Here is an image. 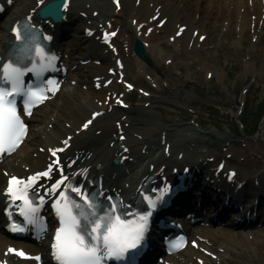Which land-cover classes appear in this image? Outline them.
Segmentation results:
<instances>
[{"label": "bare ground", "instance_id": "1", "mask_svg": "<svg viewBox=\"0 0 264 264\" xmlns=\"http://www.w3.org/2000/svg\"><path fill=\"white\" fill-rule=\"evenodd\" d=\"M14 1L16 5H8L10 13H8L5 20H1L0 22V55L5 53L13 37L11 31L14 22L25 14H30L33 21L41 23L44 29L53 33L54 38L58 37L59 31L56 27L53 29L49 22L36 20V13L39 8L37 4L38 0ZM41 1L45 3L49 0ZM110 1L111 0H70V4L67 8V16L70 20L66 22V24H69V26L73 25L76 20L78 26L74 25V31L83 27L81 36L79 37L80 34L77 35L75 48L79 51L86 42H89L87 47L88 55L91 56V58L95 55L100 56L101 60H103L102 66L98 67L93 60L89 64H84L83 61H81L86 59L84 57L81 58L80 61L75 62L77 65L75 66L74 72L71 74L73 76L71 77L69 75V77H67V71L64 75L65 78L63 77L64 86H67L70 80L77 78L74 86H67V90H65L66 88L63 90L61 88L59 94H57L58 96L61 93L60 101L53 100L52 104L48 105L50 112L42 111V116H36V112L42 110V108L39 107L35 113H33L31 122L38 120L44 125H42L41 130L38 131L30 128L27 140L12 156H2L3 160L0 162V201L5 198L2 190L9 177L21 178L35 171L48 169V180L51 178L53 180V177L57 175V165L54 163L53 157L48 153L49 149L53 147L62 149L60 164L62 167L67 168L69 181H74L76 185L81 181L83 186H85L87 184V178H84L89 176L90 181L96 180L100 185L101 192L104 196L108 193H116L118 195L121 193L125 194L124 199L128 201L135 189L142 184L143 179L149 174H155L151 189L155 190L157 187L160 189L161 186L164 185L163 180L165 179V175H167L171 169V165L167 163H188L191 161L190 159H192V157L188 156L185 159L172 157L170 162H166L168 157L161 151V155L150 161H155L158 165H156V167H142L143 169H141L144 170L142 175H139L141 170L136 171V169L139 165L144 163H140L137 167H133L130 170L122 168L124 164L130 165L135 163L134 160H130L128 155L132 152H138V149L140 151L143 145H145L142 141L144 137L140 135L142 132L139 129L149 128V126H147L145 118L128 115L127 110L122 107L124 97H119L118 77L119 73H123V71L127 70L129 71L127 76H132L133 79L139 80L140 74L146 72L144 67L145 64L132 50L129 53L125 52V41L120 44V38L117 40V45L119 44V46H117V52H114L108 45L101 42L104 50L97 54L95 51V48L99 44L96 40L97 35L99 33L101 35L103 30H113V28H111L113 25L114 28L119 27V32L126 39H129L131 45L136 38L141 39L145 43L147 51H149V45L154 46L158 44V42L164 44V39L169 36V39L174 43L173 45L176 46L177 51L181 52V56H184L188 55V52L193 54L199 51L196 47L200 40L201 32L205 29V23H218L225 18L229 19L230 22L235 21L236 15L233 14V16L228 17L227 9L233 7L231 10L239 13L240 8L243 11L241 17L242 15L246 17L251 9H259V12L264 13V0H119L117 6ZM251 6L253 7L250 9ZM102 20L103 22L105 21L104 25L106 21L111 24L99 26L97 22H101ZM161 22H163V25H160ZM86 27L96 28L94 32L92 30L90 33H86ZM68 29H70L68 26L64 29L65 33L70 31ZM147 29H151L150 34L148 36L142 35ZM56 45H59V43H56ZM56 55H60L59 48L56 49ZM64 57L65 55L59 58L60 60H64ZM94 59L99 58L94 57ZM65 61H67V59ZM72 63L74 62H71V64ZM121 63L123 64V70H119ZM112 65L118 70V73L116 70V77L112 79L108 86H105L104 81L112 77L107 71L109 68L113 67ZM105 66L107 68H105ZM71 67L73 66H69V70H72ZM152 67L154 69H159L161 65L154 63ZM97 85H99L98 90L95 89ZM145 89L151 90L147 87H145ZM145 99L146 96L141 98V100ZM139 109L140 108L135 112ZM99 110L101 114L95 118L86 129H82L81 124L87 118L85 115H87L89 111L91 114ZM129 114H132V112H129ZM96 125L99 129L94 131V136H91L90 133ZM132 129L135 132H141H137L138 134H136L135 139L134 135L131 134ZM109 130H113L114 133L112 135L107 134ZM170 131V129L164 130L154 144L159 145V148L162 149L161 146L164 136L168 141ZM68 134H72L70 140H67L66 136ZM100 140L101 142H99ZM133 140L135 141L132 143ZM79 141L82 142L80 145L73 149L70 148ZM96 142H99L100 147L94 150ZM206 143L210 144V141L206 140ZM120 144L125 147L123 150L118 148ZM42 147H44V149L41 151L40 148ZM242 148L243 147L239 149ZM247 151L249 150H245V152ZM256 153H260L261 158L257 163L255 162L250 165L253 167L252 169L255 167H264L263 145L257 147ZM211 155L212 154H205L204 156ZM214 156V162L208 160L211 165L216 166L220 161L225 159L226 165L223 169L224 172L227 171L228 168L234 167L229 161L227 154H214ZM235 156H237V154L233 152L232 158ZM124 157L126 158L123 159ZM115 158L123 159V161H120L117 165L118 171L116 174L111 172L110 168L112 160ZM237 177L240 180L243 179L240 174L237 175ZM48 180L43 179L40 183L41 186L37 189L41 194L46 196V198H51L59 191L53 194L54 190H52ZM123 181H126V183L130 182L133 187L129 189L128 184H123ZM137 191L138 188L136 189V193ZM220 192L225 193V190L220 189ZM261 199H264V196H262ZM253 211L254 210L251 211V215ZM199 227L200 225L190 227L193 239L195 241L198 240L199 247L195 248L194 246H188L184 251L178 254L179 256L173 255L169 257L167 260L170 264H207V261L205 262L207 257L201 251L203 247L210 249L212 253H216L219 258L227 260L225 257L226 245L224 243H228L229 241L239 245L243 252L251 256L252 254H257L259 250L263 251L264 240L261 239V234H264V226L258 229V231L251 229L255 227H248L244 229L247 230L244 233L238 230H230L225 227H205L202 229ZM12 242L13 241L9 237L0 233L1 259L12 261L11 256L7 252V246L12 245ZM200 257L202 262L198 260ZM16 264L27 263L20 262Z\"/></svg>", "mask_w": 264, "mask_h": 264}, {"label": "rangeland", "instance_id": "2", "mask_svg": "<svg viewBox=\"0 0 264 264\" xmlns=\"http://www.w3.org/2000/svg\"><path fill=\"white\" fill-rule=\"evenodd\" d=\"M232 8L227 9V15H236L234 22L225 18L218 23L204 24L202 33L206 38L201 40L199 53L188 52V55L181 56V52L178 53L176 46L167 37L164 44L158 45V42L152 47L150 54L148 51L149 65L155 63L161 65V68L154 69L151 66L148 69L154 79H151L147 72L142 74L143 77L136 84L137 89L129 97L131 105L128 110L136 111L140 108L133 115L145 118L149 126L140 128L142 133L137 131L145 137L144 141L149 148L144 147L132 154L136 165H130L131 168L138 166L143 159L148 163L156 148V145L151 148V141L158 139L166 128L173 129L169 139L171 148H185L190 146L192 140L198 143L200 133L190 132L193 129L188 130L192 123L197 125L199 132L211 135L208 138L218 149L224 144L223 151L226 152L236 145L235 148L238 149H234V152L238 155L234 161L243 156L245 148L239 149L241 146H249L248 153H251L254 145H264V119L259 127L261 133L248 136V130H251L253 125V114L260 113L264 104V13L259 12V9H251L246 17H241L243 11L239 8V13L233 12ZM8 13L10 12L4 14L2 20L6 19ZM73 28L71 37L63 42V48L71 51V61H78L77 56L82 57L84 50L81 53L75 48L71 50L75 47L73 42L79 34V31H74ZM127 45L128 39L125 42V46ZM251 81L253 86L246 95L242 88ZM144 86L151 89L152 96L141 101L139 96L144 93ZM127 91L130 92L129 89ZM60 99L61 94L55 100ZM245 101L246 117L251 114L246 129L236 124L237 118L242 117L241 111ZM51 104L52 102L49 105ZM43 110L48 111L49 107L46 106ZM85 116H89V113ZM41 127L42 124L35 126L36 131ZM113 133V130H109L107 134ZM134 133L135 131L131 132ZM191 135L197 136V139ZM99 142H96L95 149ZM249 167L248 163L245 168ZM262 182L264 183V178ZM261 239L264 240V234H261ZM226 246L227 260L212 259L214 264H264V248L263 251L252 254V257L234 242L229 241ZM207 251L204 250V253Z\"/></svg>", "mask_w": 264, "mask_h": 264}, {"label": "snow or ice", "instance_id": "3", "mask_svg": "<svg viewBox=\"0 0 264 264\" xmlns=\"http://www.w3.org/2000/svg\"><path fill=\"white\" fill-rule=\"evenodd\" d=\"M20 76L21 69L8 64L4 65V77L7 83L0 87V151L5 150V145H7V150L11 151L26 130L12 102L13 95L21 91L18 87ZM25 95L28 98L25 102V110L33 99L40 98L33 89H28ZM39 175L38 173L37 177ZM43 175H47V173H43ZM32 181L33 178L29 177V182ZM21 183L22 181L12 177L6 191L16 198V194L21 191L19 188ZM58 184L59 182L52 186L53 190ZM74 191H79V189H74ZM60 196L64 197V193L61 192ZM19 199L24 201L22 211L25 216L35 212V207L25 195H20ZM76 207L79 208V205ZM88 207L92 208L93 205L88 204ZM58 215L60 216L61 227L56 229L55 242L52 244V248L59 264H101L103 256L119 257L140 243L143 231L142 224L132 225L131 222L121 221L118 216L114 219L110 214H105L99 219L93 216L84 224L81 223L78 215L73 214L67 203L58 207ZM140 219L143 220L144 217ZM89 225H91L90 230ZM10 251L15 250L10 249ZM19 254L24 255L23 252H19Z\"/></svg>", "mask_w": 264, "mask_h": 264}, {"label": "water", "instance_id": "4", "mask_svg": "<svg viewBox=\"0 0 264 264\" xmlns=\"http://www.w3.org/2000/svg\"><path fill=\"white\" fill-rule=\"evenodd\" d=\"M141 55H142V52H141Z\"/></svg>", "mask_w": 264, "mask_h": 264}]
</instances>
